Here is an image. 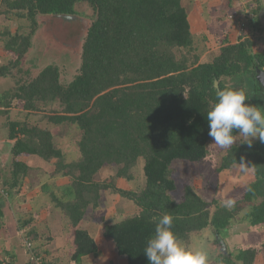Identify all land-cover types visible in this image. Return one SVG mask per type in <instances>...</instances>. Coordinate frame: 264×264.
Returning <instances> with one entry per match:
<instances>
[{"label": "trees", "instance_id": "trees-1", "mask_svg": "<svg viewBox=\"0 0 264 264\" xmlns=\"http://www.w3.org/2000/svg\"><path fill=\"white\" fill-rule=\"evenodd\" d=\"M183 1L0 0V15L25 19L30 27L29 34L8 29L0 33L5 50L15 56L8 66L0 68L1 77L7 76L10 68H17L29 52L40 23L46 22L47 31L58 35L62 29L67 42L80 34L76 7L87 3L95 12L74 55L68 47H61L72 54L67 56L64 73L68 75L66 68L77 66L71 80L62 81L63 69L52 65L36 77H31L30 71L16 94L29 110H40V104L57 105L50 110L49 121L80 130L79 157L67 161L49 130L12 122L10 139H17L12 151V177L3 181L5 189L20 188L30 170L20 158L32 155L54 164L53 177L67 178L56 188L45 185L43 189L49 194V205L61 212L65 227L72 233L71 261L76 264L99 251L96 238L81 225L90 209L101 206L106 191L140 209L138 214L113 223L100 220L101 238L115 244L126 264H149L143 249L154 232L153 218L165 212L174 216V231L186 242L210 232L213 248L218 244L210 264H255L261 253L258 229L264 226V143L257 140L251 147L233 145L223 158L219 172L240 165L243 158L256 178L231 209L219 201H208L189 185L179 199L174 197V163H200L210 153L212 138L206 118L216 99L215 80L221 90L237 88L223 78L244 76L253 86L251 92L246 90L250 98L246 103L264 107V90L257 80V71L264 68V55L253 54V43L245 40L224 43L218 57L202 63ZM54 56L51 58L57 60ZM253 91L263 96L252 100ZM140 160L144 162L145 186L138 190L119 188L116 180H135L134 170ZM105 168L115 170L114 178L97 180ZM33 216L20 217L19 229L28 226ZM244 224L248 231L240 235L241 246L230 251L225 234ZM27 236L38 251L41 245L35 243L36 231L27 232ZM7 250L0 264H17L14 249ZM27 251L25 264H37ZM45 260L42 258V264H47Z\"/></svg>", "mask_w": 264, "mask_h": 264}, {"label": "rangeland", "instance_id": "rangeland-1", "mask_svg": "<svg viewBox=\"0 0 264 264\" xmlns=\"http://www.w3.org/2000/svg\"><path fill=\"white\" fill-rule=\"evenodd\" d=\"M183 2L185 7L189 11V0H184ZM219 4L220 3L217 2L214 7L223 8V6ZM2 10L3 8L0 7V11ZM76 11L78 18L77 22H79L80 24L79 35L72 36V39L70 41L65 42V38L63 36H65L66 32H63V30L61 29V32L58 31L60 35H58V33L50 32L49 30L48 33L46 28V22L40 23L39 30L33 36L32 39L33 46L31 47V49H29V53L25 55L26 57L23 60V66L20 65L19 68L10 69V71H12L10 72V74L14 73L16 77H20V73L18 72V70H24L28 68L32 72L31 77H36L38 76L41 70L45 69L46 67L55 65L63 69L61 78L62 81L64 80V78H68L69 80H71V77L76 73L75 67L77 66L75 64L72 68H66L68 75L64 73V68L67 63H69L67 62V56L68 58H71L72 54L68 55L67 52H64L65 49L61 47H68L70 49V53H73L74 55V52H76L80 48L83 42L84 35L88 28V22L94 19L95 14L94 9L87 3L79 4L76 7ZM215 13V17H219L220 14H218L217 11H215ZM7 29L12 33H16L17 31L21 34L30 33V27L27 20L20 19L17 16L6 17L5 15H0V33L5 32ZM3 49L4 44L0 40V57L1 55L5 56L6 54L4 53ZM52 55H55L54 57H56L57 60H53L51 58ZM213 55L214 54L211 55L209 53L202 60V62L207 63L212 61ZM4 56H2V58ZM190 58L191 60L193 59L192 55H190ZM4 62L6 63V61ZM223 79L226 83L233 85L237 88L243 87L249 92L252 91L253 86L249 84V82L244 76L238 75L235 77ZM252 94L253 95L250 94L252 100H255L254 97L257 98L256 95H258L259 98L263 96L261 95V92H257L256 94L253 91ZM55 107H57V105L52 106V109H56ZM44 112H46V110H44ZM34 119L39 120L40 118L39 116L37 118H32V121H35ZM44 123L45 122L42 118L37 124H41L42 127H45ZM53 135H55L58 142L60 139L59 143L61 144L64 154L66 155L67 161H71L72 159H76L77 157H79L77 143L79 142L82 133L76 126L70 124L66 126L63 125L60 127H56L53 131ZM257 140L259 139L257 138L254 141ZM240 142H243V138H240ZM240 142L237 141L234 145L238 146L241 144ZM211 143H213V141H210L208 146ZM208 148L210 153H215L213 159H205L200 163H192L183 160H178L174 163V179L177 184V191L175 192L174 197L179 199L180 194H182L185 186L189 185L193 187L196 193H198L200 196L210 202L216 200L219 201L221 205H223L222 201L229 198H234L236 203L242 198L245 187L255 181L256 178L254 171L248 167L245 168L241 165H234L228 170L219 172L218 168L221 166L223 158L227 155L229 149H221L216 146ZM34 165V167H36V170L29 173L27 178L24 179L23 184L25 181L28 182L25 183L24 187L23 184L20 188L18 187V192L20 193H18V196H15L13 199V203L15 201V203L13 204L14 215H16V217H18V220H20L19 216L25 215L24 217H27L31 209H38L40 208L41 204H43V208H46V206L48 208L43 209L41 214L33 212L32 214L35 215V218H33L34 221L28 226L24 227L22 230L19 229L18 225L17 231H21L19 236L21 239L24 237L26 238L28 237L27 232L34 231L33 229L36 228L37 234L39 236L38 240L35 242L36 244L40 243L41 245L38 249V252L40 257L46 259L45 262L47 264H76L71 261L72 253L70 252V245L68 244V241L65 242V240L72 239V233L65 227L63 215L61 214L60 216L58 212L49 208V205L47 204L49 203V201H47L44 197L45 195L49 197V194L45 193L43 189L45 185L54 186L53 188H56V184L58 185L65 182H59V180L54 182L55 179H53L52 172L55 166L52 162L51 165L48 163L45 166H38V164ZM143 166L144 162L143 160H140L134 170V181L128 182L120 179L115 181L116 185L119 188L127 190H138L144 187L145 177L143 173ZM114 175V169L105 168L102 170L97 180H111V178H114ZM1 181L2 178L0 177V188L5 189V186L2 185L3 182ZM8 195H6V193L4 195L1 194L0 197H2V199L7 198ZM102 198L103 199L101 206L97 210L90 209L88 217L85 219V222H83L81 225L82 228L87 229L92 234L95 233L98 228H101L102 223H100V220L102 218L105 219L104 223H111L114 221H119L125 217L138 214L140 211V209L135 206L133 202L120 197L113 191L104 192ZM36 203L38 205L33 206V204ZM11 216V218H13V215ZM11 221L13 222V220ZM38 229L41 231V233H38ZM258 230L262 236V239L260 241H262L263 248H261L260 246L258 247L262 250L261 253L257 256L255 264H264V226L260 227ZM59 231H62L64 234L62 235ZM247 231V225L244 224L237 225L235 226V228L233 227L232 231H230L229 233L227 232L225 234V242L228 244V248L230 251H234L235 249L241 246L240 235L242 236ZM94 237L96 238L99 244L100 251L96 254L91 255V257L84 258L81 264H126V258L118 255L116 246L112 241L108 240L109 242H104L101 240V237H97L96 234L94 235ZM210 237V232H207L203 234L202 237L196 238L195 236H193L192 243L187 242L190 245L193 244L192 246L195 248H202L203 250H205L208 253L209 262L213 260L211 259V253L213 249H218V244H215L213 248V243L211 241H213L214 238ZM246 241H249V243H253V241L255 240L250 241L246 239ZM4 243L5 241L0 239L1 248H3L2 245ZM19 243L21 242L19 241ZM13 245L6 247V250L12 249ZM24 248L27 251L26 245H24Z\"/></svg>", "mask_w": 264, "mask_h": 264}, {"label": "crops", "instance_id": "crops-1", "mask_svg": "<svg viewBox=\"0 0 264 264\" xmlns=\"http://www.w3.org/2000/svg\"><path fill=\"white\" fill-rule=\"evenodd\" d=\"M189 2L190 10L188 11V19L191 25V32L193 34L195 44L199 49L197 47L196 48L198 52L201 53V62L209 53L211 55L214 54L212 57V61L216 57H218L224 43L237 44L245 40H250L253 43V47L251 50L253 54L264 55V0H189ZM217 2H219V5H222L223 8L214 7ZM215 11L220 14L219 17H215ZM3 51L6 54L5 56L1 55L0 57V68L3 66H8L12 62V60H15V56L5 50V45ZM2 56L4 57L2 58ZM25 57L26 56H24V58ZM24 58H22V62L18 65L17 68H19L20 65L23 66ZM4 61H6V63ZM10 72L12 71L9 70L6 74L7 76L5 77L0 76V177L2 178L1 182H3L4 179H9L10 177H12V151L14 145L17 142V139H10V124L12 122L26 123L30 127L34 126L39 127L41 129H47L52 133V135L56 127L68 125L67 123L53 124L49 121V114L50 110L52 109V104H42L40 105V110L26 109L25 101L19 97L16 98V94L18 93V86L21 83L24 84L23 80L29 77L28 73L30 72V70L28 68L21 70L19 75L20 77H16L14 73L10 74ZM44 110H46V112H44ZM38 116L40 119L43 118V121L45 122V127H42L41 124H37L39 123L40 119H34L35 121H32V118H37ZM53 136L56 145L62 149L61 144L59 143L60 139L58 138V142L55 135ZM20 160L25 162L30 167L29 173L36 170L34 164H38V166H45L48 163L51 165V163L35 155L23 156L20 158ZM54 171L55 168L53 169L52 173H54ZM53 179H55L54 182L58 180L59 182H67V178H63L60 176H57L55 178L53 177ZM26 182L28 181L24 182L23 187ZM6 191L9 193L7 198H0V239L5 241V243L2 245L3 248L0 247V258L5 254L4 249L6 250V247L14 244L12 246L11 251L14 249L15 254L18 255L17 263L25 264L28 259V253L24 248V238L21 239L19 236L21 231H17L19 220L18 217L14 215L13 211V204L15 203V201L13 203V199L15 196H18V193L20 192H18V188H6ZM44 197L47 201H49V197L47 195H45ZM47 204L49 205L50 203ZM34 205L38 204L36 203L33 204V206ZM42 205L43 204H41L40 208L38 209H31L27 217H24L25 215H21L19 217L29 219L30 215H32L33 212L41 214L43 209L48 208L47 206L46 208H43ZM49 208L58 212L61 216L60 211L56 210L50 205ZM11 215H13V218H11ZM34 216L32 217V219L35 218ZM11 220H13V222ZM33 221L34 219L31 221V223ZM33 230L36 231V228ZM59 232H61L62 235L64 234L62 231ZM101 232V228H98L95 233L91 234L93 236L96 234L97 237H101ZM38 233H41L39 229ZM101 240L104 242H109L104 238H101ZM19 241L21 243H19ZM67 241L70 245V252L72 253L74 251L73 241L72 239L65 240V242Z\"/></svg>", "mask_w": 264, "mask_h": 264}, {"label": "clouds", "instance_id": "clouds-1", "mask_svg": "<svg viewBox=\"0 0 264 264\" xmlns=\"http://www.w3.org/2000/svg\"><path fill=\"white\" fill-rule=\"evenodd\" d=\"M215 97L206 118L208 135L213 141L208 147L229 149L237 141L240 142V138H243L240 143L249 147L257 138L264 143V107L246 103L250 98L243 87L218 89ZM214 156L215 153H209L205 159H213ZM240 165L247 168L243 158ZM222 204L231 209L235 199H226ZM153 219L154 232L147 238L143 249L149 264H209L205 250L193 247L174 231L173 215L165 212Z\"/></svg>", "mask_w": 264, "mask_h": 264}, {"label": "built area", "instance_id": "built-area-1", "mask_svg": "<svg viewBox=\"0 0 264 264\" xmlns=\"http://www.w3.org/2000/svg\"><path fill=\"white\" fill-rule=\"evenodd\" d=\"M263 71H264V68H263ZM5 193H6V195H8V192L6 191V189L0 188V196H1V194L4 195ZM24 242H25L28 250L31 253L30 254L31 260L36 261L37 264H42V257H40L39 252L34 249V243L29 238H26Z\"/></svg>", "mask_w": 264, "mask_h": 264}, {"label": "water", "instance_id": "water-1", "mask_svg": "<svg viewBox=\"0 0 264 264\" xmlns=\"http://www.w3.org/2000/svg\"><path fill=\"white\" fill-rule=\"evenodd\" d=\"M257 80L264 90V71L263 70L257 71ZM215 87H216V89H219V81L218 80H215Z\"/></svg>", "mask_w": 264, "mask_h": 264}]
</instances>
